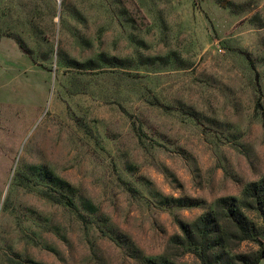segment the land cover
I'll list each match as a JSON object with an SVG mask.
<instances>
[{
    "label": "rangeland",
    "instance_id": "374dc122",
    "mask_svg": "<svg viewBox=\"0 0 264 264\" xmlns=\"http://www.w3.org/2000/svg\"><path fill=\"white\" fill-rule=\"evenodd\" d=\"M252 183L264 0H0V264H253Z\"/></svg>",
    "mask_w": 264,
    "mask_h": 264
},
{
    "label": "trees",
    "instance_id": "16d2710c",
    "mask_svg": "<svg viewBox=\"0 0 264 264\" xmlns=\"http://www.w3.org/2000/svg\"><path fill=\"white\" fill-rule=\"evenodd\" d=\"M20 48L23 49L22 44H19ZM245 197L248 199H252L254 203L259 204L263 198H264V184L263 183H252L249 184L246 188L245 191ZM66 203L69 207L76 209V204L71 200V199H66ZM230 200L229 199H222L218 203V207L224 211H227V213L232 216L234 215V210H232L231 205L229 204ZM210 215L203 216L201 219V222H206L208 223ZM241 217V221H242ZM242 229L244 228L243 226H240ZM264 259V246L261 248L258 256L255 258L253 264H260L261 260Z\"/></svg>",
    "mask_w": 264,
    "mask_h": 264
},
{
    "label": "crops",
    "instance_id": "0c3cea01",
    "mask_svg": "<svg viewBox=\"0 0 264 264\" xmlns=\"http://www.w3.org/2000/svg\"><path fill=\"white\" fill-rule=\"evenodd\" d=\"M260 264H264V259L261 260Z\"/></svg>",
    "mask_w": 264,
    "mask_h": 264
}]
</instances>
